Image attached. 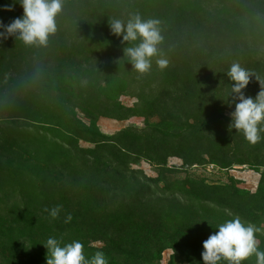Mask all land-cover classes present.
<instances>
[{
    "label": "trees",
    "instance_id": "1",
    "mask_svg": "<svg viewBox=\"0 0 264 264\" xmlns=\"http://www.w3.org/2000/svg\"><path fill=\"white\" fill-rule=\"evenodd\" d=\"M134 13L159 19L164 36L143 74L108 24ZM22 15L19 3L0 0L4 25ZM56 24L45 46L0 39V121L26 119L34 131L0 144V264H46L49 237L78 240L86 258L102 251L108 264H158L166 249L167 264H203V242L237 216L261 229L264 250V138L250 143L225 116L235 107L226 76L233 62L264 82V0H64ZM160 57L169 61L163 70ZM259 91L253 77L244 95ZM122 95L135 103L124 107ZM99 116L141 117L145 127L107 137L96 129ZM81 135L93 147L78 146ZM169 157L182 168L247 164L260 173L258 187L170 179L178 170L167 167ZM140 160L155 178L131 168ZM57 205L52 218L45 209Z\"/></svg>",
    "mask_w": 264,
    "mask_h": 264
},
{
    "label": "clouds",
    "instance_id": "2",
    "mask_svg": "<svg viewBox=\"0 0 264 264\" xmlns=\"http://www.w3.org/2000/svg\"><path fill=\"white\" fill-rule=\"evenodd\" d=\"M14 3L20 4L23 15L8 25L0 21V29H3L0 31V39L14 36L26 46L47 45L49 37L57 31L56 18L63 10L64 0H14ZM5 10L11 11L12 5L5 6ZM108 24L113 35L127 42L123 49L124 57L132 64L133 70L141 74L150 71L152 58L159 56V46L164 41L161 21L155 18L144 19L139 13H134L126 20L112 17ZM156 64L163 70L169 61L160 57ZM226 76L232 82L228 100L231 97L235 104L230 114L229 128L242 132L247 141L255 144L264 138L261 136L264 133V82L255 71L242 67L239 62L230 65ZM253 77L258 81L260 91L255 98L246 97L244 89ZM60 207L57 205L45 211L56 218ZM260 231L259 227L242 222L238 216L219 224L217 231L203 242V264H220L221 260L227 264H244L253 256L256 264H264V250L259 248L256 236ZM43 246L47 249L46 264H108L102 251L86 258L84 246L78 240L61 245L55 237H49Z\"/></svg>",
    "mask_w": 264,
    "mask_h": 264
},
{
    "label": "rangeland",
    "instance_id": "3",
    "mask_svg": "<svg viewBox=\"0 0 264 264\" xmlns=\"http://www.w3.org/2000/svg\"><path fill=\"white\" fill-rule=\"evenodd\" d=\"M118 102L124 107H131L135 103V99L130 96L122 95ZM75 113L77 119H80L85 124V126H89V118L85 116L84 113H82L78 108H75ZM230 114L231 113L228 111L225 112V116L231 118ZM1 119H6L5 112H0V120ZM155 120L157 119L154 118L151 121ZM29 123L30 122H28V120L21 118L9 120L7 123L0 121V134L2 135L0 138V144L2 141L9 142L10 139L8 138H16V135L20 139H25V137V140L32 139L34 136V131L33 127ZM95 124L97 131L107 137L114 135L126 127L131 126L139 130L145 127L143 118L141 117H130L127 120L118 121L104 116H99L96 119ZM3 133H5L4 136ZM83 135H86L85 132ZM87 139L81 135V138L78 140V146L83 149L93 147V144L89 143ZM167 167L177 168L178 170L177 173L171 174L170 177H168L170 179H183L186 175H188L204 178L208 185L224 186L232 184L238 189H245L250 191V193H254L256 191L260 180V173L247 164H233L226 169H222L220 166L214 164H208L206 166L193 165L191 167L185 166L182 168L181 159L177 157H169L167 159ZM131 168L142 172L149 178H155L157 176L156 170L153 168V166L144 160H140V162L136 165H131ZM95 245L100 246L99 243H95ZM171 254L172 251L170 249L164 250L161 254L158 264H167Z\"/></svg>",
    "mask_w": 264,
    "mask_h": 264
}]
</instances>
